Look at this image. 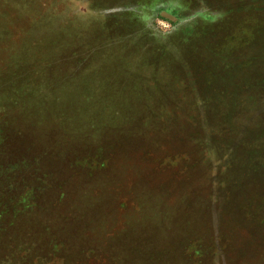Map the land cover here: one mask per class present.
Returning <instances> with one entry per match:
<instances>
[{"label": "rangeland", "instance_id": "374dc122", "mask_svg": "<svg viewBox=\"0 0 264 264\" xmlns=\"http://www.w3.org/2000/svg\"><path fill=\"white\" fill-rule=\"evenodd\" d=\"M1 226L0 264H264V0H0Z\"/></svg>", "mask_w": 264, "mask_h": 264}, {"label": "water", "instance_id": "95a60500", "mask_svg": "<svg viewBox=\"0 0 264 264\" xmlns=\"http://www.w3.org/2000/svg\"><path fill=\"white\" fill-rule=\"evenodd\" d=\"M163 16H165L167 19H169L170 21H174V18L173 17H171V16H169V15H163Z\"/></svg>", "mask_w": 264, "mask_h": 264}, {"label": "trees", "instance_id": "16d2710c", "mask_svg": "<svg viewBox=\"0 0 264 264\" xmlns=\"http://www.w3.org/2000/svg\"><path fill=\"white\" fill-rule=\"evenodd\" d=\"M3 226H4V225H3ZM3 226H1V227H0V229H2V228H3Z\"/></svg>", "mask_w": 264, "mask_h": 264}, {"label": "flooded vegetation", "instance_id": "af4514ba", "mask_svg": "<svg viewBox=\"0 0 264 264\" xmlns=\"http://www.w3.org/2000/svg\"><path fill=\"white\" fill-rule=\"evenodd\" d=\"M150 26H152V25H150Z\"/></svg>", "mask_w": 264, "mask_h": 264}]
</instances>
